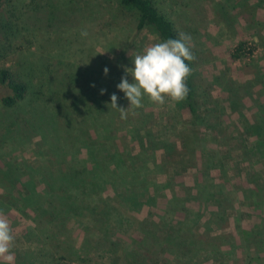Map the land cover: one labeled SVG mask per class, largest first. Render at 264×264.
Here are the masks:
<instances>
[{
    "label": "rangeland",
    "instance_id": "obj_1",
    "mask_svg": "<svg viewBox=\"0 0 264 264\" xmlns=\"http://www.w3.org/2000/svg\"><path fill=\"white\" fill-rule=\"evenodd\" d=\"M178 2L212 59L195 66L197 120L185 100L144 97L127 119L108 106H130L124 68L161 42L120 0L0 1V71L28 89L8 107L0 86L13 264H264V0L231 26L207 0ZM240 41L255 55L233 61Z\"/></svg>",
    "mask_w": 264,
    "mask_h": 264
},
{
    "label": "trees",
    "instance_id": "obj_2",
    "mask_svg": "<svg viewBox=\"0 0 264 264\" xmlns=\"http://www.w3.org/2000/svg\"><path fill=\"white\" fill-rule=\"evenodd\" d=\"M185 1L186 2L183 4L188 5V7L191 5H197V3L194 2L195 0ZM250 1L251 0H243V2L241 0H207L212 13L217 16H222L228 26L232 25V21H241V9L245 8V5L249 7ZM262 1L263 0H256V4L259 6L262 4ZM120 7L124 12L131 13L135 20V29L139 33L147 30L152 31L161 42L166 41L169 38L176 39L178 38L179 33H185L191 37L189 47L195 59L190 62L186 61L191 68V75L186 82L189 92L185 99V103L194 120L199 119L200 111L199 102L197 100V86H195V66L198 59L202 61H210L212 59L207 58L206 60H203V58H199L197 55V49L201 45H206V43L203 39L196 36L197 33H195V29L192 25H189L190 23L186 16L191 13H188L187 8L184 9V6L181 8L179 2L173 5L169 3V0H120ZM169 11L174 12L177 16V20L181 24L179 27H177L170 19L171 13H169ZM243 20H246L248 26L256 24L253 23L254 21L251 18L249 19V17ZM256 47V45H252L247 41H240L229 52L230 58L233 61L249 60L255 55ZM202 50L205 55H208L207 57L211 56L215 58V54L210 48H203ZM0 86L6 87L12 93L4 99V104L8 107H12L24 100L28 90L25 83L18 81L7 70L0 71ZM91 109L95 111V108L91 107ZM96 110L99 111V109ZM261 125H263L264 128V117H262ZM257 137L261 139L260 141L264 146V133L258 134ZM92 157L95 159L94 155H92ZM243 235L245 241L250 242L253 232L246 229L243 231Z\"/></svg>",
    "mask_w": 264,
    "mask_h": 264
},
{
    "label": "clouds",
    "instance_id": "obj_3",
    "mask_svg": "<svg viewBox=\"0 0 264 264\" xmlns=\"http://www.w3.org/2000/svg\"><path fill=\"white\" fill-rule=\"evenodd\" d=\"M86 36L87 33H82ZM191 37L179 33L178 38H169L147 46L142 53L133 57V68H124L125 76L117 85L120 92L124 93L130 106L127 109L118 108V97L111 96V108L120 112L121 119H127L128 109L143 107L142 99L147 97L155 105H164L170 101L180 103L187 98L189 89L187 79L191 75V68L187 62L193 61L189 43ZM105 75L108 69H104ZM132 77L129 83L128 76ZM103 94V91L101 92ZM135 114V113H133ZM14 237L8 217L0 211V260L5 264H13L14 255L11 252Z\"/></svg>",
    "mask_w": 264,
    "mask_h": 264
}]
</instances>
